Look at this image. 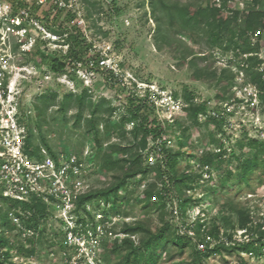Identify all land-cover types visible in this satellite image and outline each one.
Listing matches in <instances>:
<instances>
[{
  "label": "rangeland",
  "instance_id": "1",
  "mask_svg": "<svg viewBox=\"0 0 264 264\" xmlns=\"http://www.w3.org/2000/svg\"><path fill=\"white\" fill-rule=\"evenodd\" d=\"M250 2L251 0H69V8L66 10H60L53 3H47L41 8L35 7L36 17L40 19L44 32L48 34L44 36L45 40L38 42L44 43L48 53L61 60L70 52L75 53L72 57H76L65 70L55 74L50 70L48 61L36 60L38 42L34 43L28 52L20 50V71L14 80L16 109L21 114L31 112L28 120L25 118L23 122L25 132L26 125L31 127L35 146L43 147V137L59 156V165H65L66 172L73 171V167L77 165L78 175L71 183H67V187L73 183L82 192L98 191L117 183L130 165L123 164V170L109 173L100 170V155L93 144L92 135L88 133V120L97 109V119H109L111 123L116 124L124 114L126 97L136 93L141 98L149 91L155 95L152 100L168 140L167 147L172 153L181 152L177 163L178 174L188 173L194 176L202 172V178L194 185L195 189L187 192L188 196L199 198L197 205L189 206L188 218L181 219L177 200L169 202L171 208L168 209L174 212V223L183 233L187 231L188 235L193 237L195 234L187 230L186 225L201 217L206 220V229L213 224L220 229L222 241L226 235H232L233 241L240 242L247 239L242 236L244 231L227 228L225 220L229 219L232 225L235 224L238 212L241 211L253 222L251 227L255 229L250 232L252 235H256L257 227L264 231V174L258 170L247 183L234 184L238 175V161L230 156L231 151L235 152V156L242 158L238 143H246L248 139H264V99L256 98L252 102L243 99V94L238 92L240 81L237 80L242 71L239 67L243 63L240 57L235 56L236 52L233 50H223L229 39H235V32L223 34L219 40L212 42L208 40L210 33L206 27L199 28L192 23L171 21L162 8V4L191 9L203 8L207 11L222 7L228 17L238 10L239 20L237 26H233L236 29L241 26L243 12ZM81 51L84 54V62L79 65L76 63L77 54ZM99 57L106 59L108 65L113 63L118 66L119 70L115 72L117 74H113L114 77H108L106 68L99 64L101 60L97 61ZM223 70L230 71L233 76L228 83L233 96L220 104L214 100L217 79L210 74L216 72L220 77ZM242 73V80L246 82V75L243 71ZM83 93L86 98L80 105L78 97ZM52 94L56 95V98L50 99ZM69 94L71 97L65 99ZM175 94L179 98L178 101H182L186 95L194 96V102L206 101V115L215 119L220 116L224 118L222 129L218 130L214 123L204 124L205 115L199 116L201 124L195 126L188 112L177 106L180 102L174 105L170 101ZM63 104L64 107L60 108ZM34 106L41 110L39 119L36 118L37 109ZM109 109H114L111 117ZM78 116H81V119L76 123ZM130 131L131 126L128 125L122 130L105 134L101 125V153L108 151L110 145L114 144L136 145L139 140L134 143ZM212 138L221 141L224 162L218 168L213 166L202 170L199 167L202 155L218 152L217 145L211 142ZM153 145L148 141V146L143 152V155L154 157L150 165L162 160V155L156 153ZM41 154L43 158L51 159L44 148H41ZM113 157L121 156L114 154ZM144 165L143 162L142 166ZM229 170L233 174L230 178L227 176ZM56 179L65 181L61 174L57 173ZM158 182L157 173L153 169L144 180L140 181V177H137L129 181V203L123 204L122 207L125 214L117 216L113 227L102 219H95L96 231H91L90 239L81 231L71 233L76 217L69 216L63 209L62 200L65 194L59 187H54L58 197L62 199L54 202L40 200L48 207L46 219L39 227L43 230L42 234L25 230L21 221L12 217L13 223L21 232L8 231L6 236L16 245L23 243L25 238L33 240L34 253L26 257L20 255L15 248L10 253V260L13 264H97L98 260L104 261V256L108 255L105 264L119 262L120 257L110 256V247L126 237L122 232L125 225L141 223L152 232L161 227L160 213L142 210L134 201L145 184ZM5 187L0 182V193ZM0 207L3 210L7 208L3 203H0ZM88 209L93 214L95 205L90 204ZM97 210L98 214L104 217L110 215L109 211L103 213L102 208ZM88 225L93 227V224ZM249 235L247 233V236ZM143 237L137 234L131 237V241L136 244ZM193 241L199 244L197 239ZM209 242L211 248L216 241L211 239ZM229 245L231 244L228 243L227 246ZM26 247L28 248L29 244H26ZM203 247L199 244L198 250L202 251ZM199 263L264 264V256L222 251L202 259ZM158 264L197 262L191 247L185 248L179 254L177 247L169 245L168 250L161 253Z\"/></svg>",
  "mask_w": 264,
  "mask_h": 264
},
{
  "label": "trees",
  "instance_id": "2",
  "mask_svg": "<svg viewBox=\"0 0 264 264\" xmlns=\"http://www.w3.org/2000/svg\"><path fill=\"white\" fill-rule=\"evenodd\" d=\"M256 7V9H255ZM163 12L171 20H178L185 24H191L199 28L206 27L209 30V41L219 40L223 34L235 32V39H229L226 42L223 50L225 52L233 50L236 57H240L243 63L239 70L245 73V79L247 84L256 86L259 90V98L264 99V80L261 78L260 73L257 70L258 65L262 62L255 55L259 52V44L252 45L251 36L255 31L264 32V0H251L249 7L244 12V19L241 22V26L236 29L233 26H237L240 11H234L231 17H228L223 11L222 7L212 8L210 11L207 9H191L187 7H177L174 5L162 4ZM260 38V37H259ZM83 51V50H82ZM77 54L78 61L76 63L82 64L84 62L83 52ZM73 54L70 52L64 57L63 60L48 53L44 48V43L38 42L36 51V60L39 62L48 61L50 70L58 74L65 70L70 64ZM251 55V56H250ZM246 56V57H245ZM108 77H114L110 72L107 73ZM216 81V94L215 101L222 104L225 100H230L233 94L230 93V87L228 83L233 79L231 72L223 70L220 77L216 72L210 74ZM219 77V78H218ZM135 87V84H133ZM149 91L140 98L138 94L132 93L126 97L124 105V114L119 118L118 123L113 124L109 119L104 120L102 118H96L97 109L93 111L90 119L88 120V133L92 135L93 144L100 155L99 168L103 173H109L114 170L122 169L123 164L130 165L123 175L118 179L117 183L106 189L98 191H85L76 197L74 203V215L76 217V224L78 226L75 232L81 231L86 235L88 229L95 232L96 224L94 222V212L97 209L102 208L103 213H110V216L117 217L119 214H125L122 211L123 204L129 203V181H133L137 177H140V181L144 180L149 172L153 169L157 173L158 183L150 185L145 184L144 188L138 192V195L134 198L135 204L140 206L142 210L154 211L160 213L161 227L152 232L147 229L143 224L137 223L135 225H125L123 229L124 237L119 243H115L111 246L110 256L120 257V261L115 264H158L160 255L162 252L167 251L169 245L177 247L179 254H181L185 248L191 247L194 250L195 262H199L202 259L208 258L215 253L238 252L249 256H264V231H260L257 227L256 235H252L255 227L252 226V221L244 213L238 212V220L232 225L229 219L225 220L226 227L229 229L237 228L243 230L242 236L247 237L244 241H233L232 235H226L224 241L220 237V229L213 224L206 229V220H202L198 217L191 224L186 225L187 230L193 231L195 235L193 237L188 235L186 231L183 233L181 229L173 221V213L171 203L173 200H177L178 214L181 219L188 218V209L191 205H197L199 198H193L192 195L188 196V191H193L194 185L202 178V172L199 175H191L188 173L178 174L177 163L180 151L172 153L167 147V138L164 135V129L162 128L157 112L156 106ZM71 97V94L66 95L65 99ZM56 98V95L52 94L49 97ZM86 96L85 93L78 97V102L81 105ZM194 96L186 95L181 99L185 103L184 111L188 112L191 122L195 126H199L200 115H205L204 124H216L218 130L222 129L224 118L222 116L215 119L214 117L206 115L207 102H194ZM174 99H179L176 94ZM35 107V106H34ZM64 104L60 108H63ZM36 118H41V110L37 107ZM114 109H109V116L111 117ZM29 115L26 116L28 120ZM81 116L76 118V123H79ZM25 120V121H26ZM25 125V122H23ZM102 123V124H101ZM105 134L109 132H115L119 129H123L125 126L130 125V134L134 140V145L120 146L117 144L110 145L108 151L101 153L102 142L100 139V126ZM42 146H35L34 136L31 132V127L26 125L24 152L30 158H36L38 160L43 159L41 154V148L48 153L50 158L59 164V156L53 152L51 147L47 144L42 137ZM148 141H151L154 145L156 153L162 155V160L158 161L154 165H150L148 162V155H143L145 149L148 146ZM213 145H217L218 152L213 155H202L199 159V167L203 170L206 167L218 168L223 162L222 143L220 140L211 139ZM181 144V143H180ZM137 146V147H136ZM238 148L241 150V156H235V152L231 151L230 156L238 161L237 172L238 175L234 179V184L247 183L250 177L255 171L260 170L264 174V139H248L246 143H238ZM246 148V149H245ZM121 157H113V155ZM126 156H128L126 158ZM143 162L145 163L144 166ZM206 173V172H205ZM232 172H227L228 178L232 177ZM128 195V196H127ZM0 203L7 206L6 210L0 207V264H13L10 260V253L16 248L20 255L26 257L32 256L34 249L32 245L34 241L28 238L24 239L23 243L16 245L13 241H10L6 236V232L17 230V225L13 223L12 217L18 218L25 230H32L34 233L39 232L42 234L40 223L46 219L48 207L38 201L37 199H31L28 202H19L13 199L4 198L0 194ZM90 204L95 205V210L89 211L88 206ZM102 204V206H101ZM98 211V210H97ZM88 218V220H87ZM87 220V221H86ZM112 221L109 220V223ZM93 224V227H89V224ZM113 227V225L111 226ZM21 232V231H19ZM247 233L250 234L247 236ZM137 234H141L144 237L140 239L136 244L131 241V237ZM20 236V235H19ZM252 236V237H251ZM194 239L198 240L199 244H202L204 249L198 250L199 244L193 243ZM213 239L214 246L210 248L209 240ZM230 243L231 245L227 246ZM29 244V247H26ZM108 255H105L104 261H97V264H105L108 260ZM102 262V263H101ZM245 264V263H241Z\"/></svg>",
  "mask_w": 264,
  "mask_h": 264
},
{
  "label": "built area",
  "instance_id": "3",
  "mask_svg": "<svg viewBox=\"0 0 264 264\" xmlns=\"http://www.w3.org/2000/svg\"><path fill=\"white\" fill-rule=\"evenodd\" d=\"M47 3H53L60 10L69 8V0H0V182L4 184V187L6 186L5 190L0 194L4 198L19 202H28L36 198L39 201L43 199L54 202L62 199L58 197L56 188H54L59 187L60 191L65 194L62 200L63 209L71 216L74 215L73 202L79 194L83 193L73 183L67 187V183H71L72 179L78 175L77 165L73 167V171L68 170L66 172L65 165L60 166L52 159L43 158L38 160L25 154L24 141L26 132L23 121L31 112L26 111L21 114L16 109L17 105L15 102L16 82L14 80L19 76L20 71L18 62L19 51L28 52L34 43L45 40L44 36L48 35L44 32L40 19L36 17L34 11L35 7L41 8ZM43 33L44 35L42 36ZM251 43L252 45L259 44V52L255 55L262 62L258 65L257 70L264 80V32L255 31L252 33ZM98 60H101L99 64L106 68L107 73L117 74L115 72L119 70L118 66L113 63L108 65L107 60L103 57L97 58ZM79 65L81 64L79 63ZM239 74L241 77H237V80L240 81L238 92L243 94V99L245 98L247 102H252L259 98L258 88L243 82L242 78H244V75L242 71ZM170 101L174 105L177 104L176 102H180L177 106L181 110L186 106L183 101H178V99L171 98ZM153 161L154 157L149 155V164H152ZM56 173L61 174L62 179L65 181H57ZM64 183L66 187H64ZM98 212L99 210L95 212V219H102L109 226L114 224L117 217L110 215L104 217ZM109 220L112 222L109 223ZM77 228L78 226L75 222L71 233L72 231L75 232ZM85 236L87 239L92 238L89 229Z\"/></svg>",
  "mask_w": 264,
  "mask_h": 264
}]
</instances>
